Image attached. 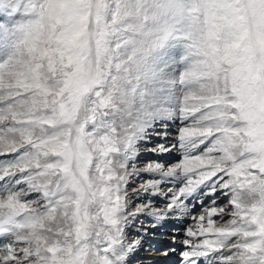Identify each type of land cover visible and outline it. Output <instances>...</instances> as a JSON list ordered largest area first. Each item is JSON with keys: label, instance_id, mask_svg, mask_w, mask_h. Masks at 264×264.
Here are the masks:
<instances>
[{"label": "snow or ice", "instance_id": "obj_1", "mask_svg": "<svg viewBox=\"0 0 264 264\" xmlns=\"http://www.w3.org/2000/svg\"><path fill=\"white\" fill-rule=\"evenodd\" d=\"M0 158V264H264V0H0Z\"/></svg>", "mask_w": 264, "mask_h": 264}, {"label": "rangeland", "instance_id": "obj_2", "mask_svg": "<svg viewBox=\"0 0 264 264\" xmlns=\"http://www.w3.org/2000/svg\"><path fill=\"white\" fill-rule=\"evenodd\" d=\"M167 123H168V128H167L168 136H167L166 140L164 138H162L161 136L155 135L153 133L151 135V139H150V142L148 144V147H152V146L156 145L157 143H167V144L176 143V138L178 136V128H179V126H181L180 125V121L179 120L174 121V122L169 121ZM156 131H164V129H162L159 126H157ZM150 158H151V154L145 152L140 157V160H141L140 166L143 167V162L147 161ZM179 158H180V154L178 152H176L175 150H173V152L170 155L167 156V159H168L169 163H174ZM0 159H2V158H0ZM224 202H225L224 198H221L218 201L219 204H223ZM137 203H139V201H137ZM196 214L199 215V207H197ZM140 219H141V221L143 222V224L145 226L148 225V221L147 220H145L143 217H141ZM188 223L189 224H193L194 222L189 220ZM185 226H187V225H185ZM140 227H141L140 223H135V224L130 225V227L128 229V231L130 233V238H135L136 237V233L140 229ZM165 232H166V234H165ZM170 233H171V225H168V228L166 230H164L162 228L150 229L149 230V234L150 235L148 237H151V238L147 239L144 248L140 249L137 252L136 256L133 259V264H144L146 262L147 263L148 262H152L153 258L158 256V255H156L154 252L149 251L148 250V245L151 244V245H153L155 247H164V246H166V244H167V243H165V242H167L166 240H164L163 242H160L159 240L164 235H167V237L166 236L165 237L169 238ZM169 243H170V241H169ZM174 256L175 255L170 256L167 260H169L170 258H173ZM177 258H179L178 255H177ZM167 264H171L170 261H167Z\"/></svg>", "mask_w": 264, "mask_h": 264}, {"label": "bare ground", "instance_id": "obj_3", "mask_svg": "<svg viewBox=\"0 0 264 264\" xmlns=\"http://www.w3.org/2000/svg\"><path fill=\"white\" fill-rule=\"evenodd\" d=\"M150 235V234H149ZM152 235V234H151ZM167 237V236H166Z\"/></svg>", "mask_w": 264, "mask_h": 264}]
</instances>
